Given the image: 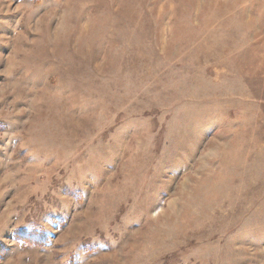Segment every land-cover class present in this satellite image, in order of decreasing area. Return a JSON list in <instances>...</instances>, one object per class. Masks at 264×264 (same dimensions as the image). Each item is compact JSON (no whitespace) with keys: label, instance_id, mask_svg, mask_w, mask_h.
I'll return each mask as SVG.
<instances>
[{"label":"rangeland","instance_id":"obj_1","mask_svg":"<svg viewBox=\"0 0 264 264\" xmlns=\"http://www.w3.org/2000/svg\"><path fill=\"white\" fill-rule=\"evenodd\" d=\"M0 264H264V0H0Z\"/></svg>","mask_w":264,"mask_h":264}]
</instances>
